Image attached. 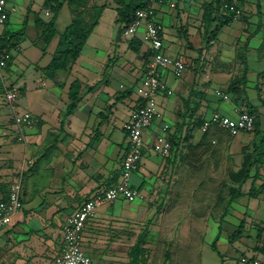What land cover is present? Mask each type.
<instances>
[{
  "label": "crops",
  "instance_id": "crops-1",
  "mask_svg": "<svg viewBox=\"0 0 264 264\" xmlns=\"http://www.w3.org/2000/svg\"><path fill=\"white\" fill-rule=\"evenodd\" d=\"M44 1L8 0V19L0 26L2 36L9 37L14 34L9 43L13 45L11 50H16H10V65L4 68L3 77L0 76V200L7 197L12 181L21 171L22 176L32 172L45 179L40 190L32 189L29 185V188L22 190L21 212L12 215L0 228V264H52L53 256L60 246L61 230L66 217L90 196L116 183L121 159L127 149L122 124L135 106L137 96L134 88L144 71L141 55L136 56L128 50L126 39L122 36L116 39L115 0H89L87 6L105 4L97 18V25L88 36L75 62L68 69L61 70L66 72L67 76L61 75V71H57L52 77L48 76L41 68L50 62L58 36L55 35L48 42L41 37L43 23L48 22L52 16V11ZM207 1L173 0V8L167 4L155 5L157 20L162 21L169 14L170 25L173 27L172 30L166 31L162 25L164 53L171 58H182L186 63L179 78L173 77L170 70L162 73V79L172 89L173 94L157 97L164 120L171 122L170 132L177 134L178 143H185L187 152L177 156L180 161L195 155L190 153L188 145H199L195 150L196 154L201 147L199 142L187 144V140L183 139L187 134V126H192L194 118L203 120L213 111L234 117L235 109H242L241 103L233 101L231 95L229 102L225 104L221 99L217 101L218 97L213 90L219 88L225 92L232 77L240 76L246 66L245 94L249 103L255 107L247 94L250 88L256 87V78H262L264 75V64H261L264 61L261 60L264 53L261 55L260 52L262 39L257 40V44H251V40L260 36V31L252 35L254 29L250 38L246 36L245 41L249 40L244 46V52H241L244 62L239 57L240 54L238 55V46L233 45L235 38L239 36L240 21H232L220 30L215 39L207 43L208 31L213 28V24L206 27L202 22V5ZM244 4L245 2L242 5ZM109 8L112 11L109 32L105 36H96L100 21ZM45 12L49 14L45 15ZM83 16H86V13ZM175 18L181 21L175 24ZM70 21L69 8L63 4L55 18L56 31L62 32ZM224 29L225 37L222 38L223 43H220L222 39L219 40L218 36L220 33L222 35ZM104 32V29H101L98 33ZM260 33H264L263 29ZM192 36H198L200 39L194 43ZM217 40L219 45H215ZM99 49L102 52L100 57L95 58L89 54L98 52ZM144 50L145 46L141 48V51ZM18 52H22L24 60L33 66L28 78H25V68L16 67L19 66L16 55ZM235 54L243 64H235L237 69H223L233 60ZM120 59L124 60L119 62ZM21 64L24 66V63ZM74 80L80 82L81 98L74 111L62 119L61 115L69 103L68 87ZM11 86L23 90L16 103L21 109L20 112L27 111L37 120L32 128L25 131L22 139L18 138L13 113L4 100V92ZM191 91L197 93L185 108L182 100L186 99ZM22 99L24 103L21 102ZM194 104L197 105L194 107ZM185 109L191 112L182 113ZM263 112L262 115L258 114L261 130H264ZM180 123L183 125L178 127L177 124ZM159 128L160 122L156 120L144 131L143 156L137 170L130 177L131 187H141L140 198L144 199L149 195L163 196L162 191L166 192L167 186L174 185V148L165 158L151 150V143ZM208 130L209 134L216 133L212 136L213 143L215 138L220 140L218 137L225 133L217 126H211ZM239 138L242 140V135H239ZM251 139L252 137L249 144ZM27 159L32 160V165L25 167ZM260 183L261 181L258 185ZM32 187L34 188V184ZM169 193L174 195V186L168 190L167 194ZM160 202L156 204V211L161 209ZM131 203L118 199L99 207L88 225H103L104 222L137 217L136 213L143 208ZM37 211L46 213L43 215L45 219L38 220L46 229V239H49V234L54 235V238L50 239L51 247H46L40 239L35 238L32 226ZM222 217L225 220L226 216ZM243 220L245 223L248 221L244 223L248 232L231 243V249L238 252V255L230 264H252L255 260L264 264V237L256 238L254 229L257 223L264 225V220H246V217ZM251 221H254V224L249 227ZM84 250L88 253L87 248ZM242 258L245 261H241Z\"/></svg>",
  "mask_w": 264,
  "mask_h": 264
},
{
  "label": "rangeland",
  "instance_id": "rangeland-1",
  "mask_svg": "<svg viewBox=\"0 0 264 264\" xmlns=\"http://www.w3.org/2000/svg\"><path fill=\"white\" fill-rule=\"evenodd\" d=\"M186 1L189 2L190 0ZM257 3L259 4L258 6ZM241 6L243 16L238 20L240 21L239 36L235 38L236 40L233 44L238 46L236 47L238 48V55L244 52V46L248 43L249 39L245 41L246 36L248 37L249 35L250 38L258 31L262 32V29L264 31V0H245V4H241ZM111 14L110 8L105 11L96 36H105L109 32L112 24ZM85 19L88 22L91 21L92 14L88 12ZM174 20H176L175 24L181 21L178 18ZM160 22L166 31L173 29L170 25L171 19L169 14ZM188 23L190 25L191 21L189 20ZM258 24L259 29L257 27ZM115 25L117 26L116 23ZM256 27L257 31L250 35ZM101 29H104V34L98 33ZM113 29L116 30L115 27ZM233 29L234 27H232ZM225 32L224 29L222 35H220L221 33L219 34V40L225 37ZM260 32L258 35L263 36L251 40V44H257V40L263 39V43L260 45V52L264 53V33ZM215 38L216 35L213 39ZM198 39H200L198 36L191 37L194 43ZM213 39H210V41ZM222 41L223 39L220 43H223ZM215 43V45H219L218 40ZM15 51L11 50V52ZM260 52L259 54H261ZM89 54L98 58L102 55V52L99 49L98 52ZM16 55L19 61V66L16 65V67L19 69L25 68V78H28L30 72L33 70L32 64H28L24 60L22 52L21 54L18 52ZM123 60L120 59L119 62ZM261 60H264V58H261ZM21 63H24V66ZM227 64L229 67L226 66L223 69H237V67L235 68V64H239L240 66L243 63L235 54L233 60ZM261 64H264V61ZM13 69L15 70L16 68ZM240 69L241 67H239ZM0 71V76L3 77L5 70L0 69ZM61 75L67 76V73L61 71ZM263 77L264 75L262 78H256V87L250 88L247 94L249 100L255 104V108L260 115L264 111ZM220 99L218 97L217 101H220ZM21 102L24 103V99ZM221 102L223 104L226 103L224 101ZM16 110L20 112L21 109L16 105ZM194 119L198 120L200 118ZM166 121L171 124L168 119ZM191 124L193 125L194 123L192 122ZM221 130L223 131V129ZM224 132V134L218 137L220 140L215 138V142L213 143L211 142L212 136H215L216 133L209 134V130L208 132L201 133L199 126L194 127L193 131H191V137L187 140V144L199 142L203 148L199 147L197 150L198 154L193 155L187 160L182 159L180 161L177 156L185 154L187 149L184 141H180V144L175 145L174 185L167 186L165 189L167 191H162L161 193L163 196L149 195L147 199H144V197L136 198L131 205H136V207L143 209L136 213L138 216L135 218L104 222L103 225H88L84 231L82 245L84 249L87 248V252L92 260L91 264H128V250L136 242L138 235L144 229L147 230L143 244L145 248V252H143L144 264H199V262L203 264H230L231 261L235 260L234 257L236 258L238 252L231 249L232 242L229 241V234L245 217L246 220H264V189L259 190L255 195L248 196L245 192H247L251 180H247L239 188L241 194L234 197L235 191L233 190L236 185L230 181L229 172L236 170L240 166L244 152L250 151L249 141L253 134L252 132H242V134L237 133L234 135L225 130ZM239 135H242V140H240ZM262 173L263 167L260 168L259 177L255 180V189L259 181H263L264 175ZM44 183L45 179L37 177L32 172L25 173L21 177V190L24 191L26 187L29 188L28 185L32 189L40 190ZM32 184H34V188ZM173 186L174 195L172 193L167 194L168 190L172 189ZM159 202L161 203L159 206L161 209L156 211V204ZM132 208L135 207L132 206ZM45 214V211L35 212L37 218H34V225L32 227L35 230V238L40 239L46 247H51L52 243L50 239L54 238V235L49 234V239H46V235H44L46 229L41 226V221L39 222L38 220L45 219L43 216ZM223 215L226 216V221L223 219ZM252 224H254V221H251L248 226L250 227ZM247 232L248 229L245 226L241 237H244V234H247ZM216 237L215 246L222 256H219L216 250L211 247V242ZM223 258L225 259L223 260Z\"/></svg>",
  "mask_w": 264,
  "mask_h": 264
},
{
  "label": "built area",
  "instance_id": "built-area-1",
  "mask_svg": "<svg viewBox=\"0 0 264 264\" xmlns=\"http://www.w3.org/2000/svg\"><path fill=\"white\" fill-rule=\"evenodd\" d=\"M8 0H0V26H3L8 19ZM167 4L174 7L173 0H149V3L135 11L132 21L125 27L122 37L126 40L139 37L145 46L144 51H150V55L144 64V71L139 82L134 88L138 105L130 111L128 118L122 124V130L127 140L120 166L119 177L113 185L97 192L86 199L77 210L66 217L61 230L60 246L53 256L52 264H91L92 260L88 253L83 250L82 238L85 228L93 220L96 210L110 204L118 199L126 202H133L140 197V192L130 185V177L137 170L145 149L144 131L158 120L160 122L159 132L155 135L151 150L162 158L167 157L171 151L168 135L170 124L164 120L163 113L159 109L157 97L171 96L172 89L162 79L164 71L170 70L175 78H179L186 67L182 58H171L164 51L163 26L156 18L155 5ZM222 12L232 16V20H240L243 11L239 0H222ZM45 12V15H48ZM141 30V32H139ZM10 51L0 48V69L7 66L10 61ZM222 101L229 102L230 96L223 90H213ZM20 92L17 87L11 86L4 92V100L13 113L15 128L18 138L22 139L25 131L34 126L37 122L27 111L18 112L16 101ZM234 117L213 111L208 117L202 120L199 127L201 132H206L211 126H217L230 134L251 132L254 128V117L243 109H235ZM32 160L27 159L24 166H31ZM20 172L11 183L7 197L0 200V228L9 218L18 213L23 206L21 198V177ZM241 261H245L244 258ZM252 264H259L257 260Z\"/></svg>",
  "mask_w": 264,
  "mask_h": 264
},
{
  "label": "trees",
  "instance_id": "trees-1",
  "mask_svg": "<svg viewBox=\"0 0 264 264\" xmlns=\"http://www.w3.org/2000/svg\"><path fill=\"white\" fill-rule=\"evenodd\" d=\"M44 2L45 5H47L52 11V16L48 22L45 24L43 23L44 28L42 30L41 37L45 42H48L55 35L58 36V42L50 62L44 68H41L47 73L48 76L52 77L57 71L68 69V67L78 58L88 36L92 32L93 28L97 25V18L100 15L101 10L105 7V4L100 6L94 4L87 6L89 0H45ZM244 2L245 0H239L240 4H243ZM115 3V22L117 24L116 39H118L120 36H122V32L125 27L132 21L135 11L139 8L145 7L149 3V0H115ZM63 4H66L69 8L71 13V21L62 32L58 33L54 27V22L56 15L60 11ZM221 5L222 0H208L202 5L203 24L206 27H210L213 24V28L208 31L209 35L207 37V43L210 41V39H213L223 27L230 25V23L233 21L231 15L224 14L222 12ZM258 5L259 4L257 3V6ZM88 12L92 14V20L89 22L85 19V16H83L84 13L87 14ZM257 27L259 29V24ZM257 27L254 32L257 31ZM13 36L14 34L10 35L9 37H5L0 34V48L9 49L12 47L13 45L9 43V41ZM126 43L128 50L135 53L136 56L140 54L143 63L145 64L150 55V51H141V48L143 47L141 39L136 36L126 40ZM262 43L263 39L261 41V44ZM239 57L242 59V62H244V55L241 54ZM9 65L10 61L7 62L6 67ZM246 71V66H244L242 69V74L240 76L232 77L225 90L226 93L233 97V101L236 103L239 101L241 103L242 109L254 117V128L251 131L253 135L250 142V151L244 152L240 166L236 170H231L229 172L230 181L236 185L233 190L235 191L234 197L241 194L239 188L247 180H251L250 187L246 193L248 196L255 195L259 192V190L261 191L264 189V178L260 185L256 187V189L254 187L255 180H257L259 177L261 167H263L264 174V130L260 129V119L258 117L257 109L249 103L245 94L244 88L246 83ZM19 90L20 94H22L23 90ZM79 91L80 82L78 80L72 81L68 87L67 93L69 103L61 115L62 119L71 114L78 105L81 98ZM195 93L197 92L191 91L189 96L182 100L183 107L187 108L189 106L191 99L194 98L193 95H195ZM136 105H138V101L136 102ZM196 105L197 104H194V107ZM187 112L191 111H186V109L185 111H182V113L185 114ZM177 118H179V114L177 115ZM193 123L194 124L192 126H187V134L183 136L185 141L189 139L190 132L194 129V127H200L202 120L193 119ZM177 125L179 127L183 124L180 123ZM168 139L170 141L171 149H173L178 143L177 134L174 131L170 132ZM198 146V144L192 146L188 145L190 153L196 154L195 150ZM140 188L141 187H138L137 190L139 191ZM254 229L256 231V238L261 239L264 237L263 224H255ZM243 230L244 220H241L234 230L229 234V241L234 242L238 240L241 237ZM146 231L147 230L145 229L142 230L138 235L136 242L130 246L128 250V264H144L145 261L143 252H145V248L143 247V244L145 242ZM216 241L217 237L211 242V247L216 250L219 256H222L215 246Z\"/></svg>",
  "mask_w": 264,
  "mask_h": 264
}]
</instances>
